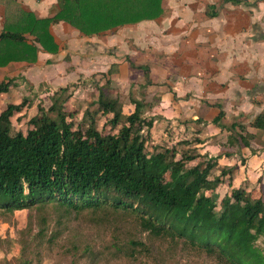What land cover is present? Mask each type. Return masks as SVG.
<instances>
[{
	"label": "trees",
	"instance_id": "trees-1",
	"mask_svg": "<svg viewBox=\"0 0 264 264\" xmlns=\"http://www.w3.org/2000/svg\"><path fill=\"white\" fill-rule=\"evenodd\" d=\"M57 1L59 11L53 18L35 20L21 32L6 29L0 38L23 42L26 31L51 51L47 43L52 50L55 44L48 32L50 23L65 22L92 36L154 20L162 13V0ZM10 85L11 81L1 82L0 95ZM66 89L52 95L47 111L39 107L25 129L13 132L11 126L26 100L7 105L0 113V212L52 206L64 212L123 213L134 216L149 235L181 242L221 264H264L263 250L256 243L259 237L264 244V189L232 187L229 169L212 176L217 161L187 167L197 156L185 152L175 160V152L148 151L153 120L142 116L143 105L134 101L133 112L125 115L119 101L102 87L95 108L85 110L75 124L74 115L64 110ZM98 116L105 119L101 130ZM249 126L264 132V112ZM228 142L249 148L247 136L239 131ZM226 177L229 193L218 196L215 190Z\"/></svg>",
	"mask_w": 264,
	"mask_h": 264
},
{
	"label": "crops",
	"instance_id": "crops-1",
	"mask_svg": "<svg viewBox=\"0 0 264 264\" xmlns=\"http://www.w3.org/2000/svg\"><path fill=\"white\" fill-rule=\"evenodd\" d=\"M161 7L154 20L92 36L65 22L50 23L51 51L26 31L23 42L0 38V83L11 81L8 92L0 95L5 100L0 108L11 101L31 103L34 92L67 88L94 74L106 77L105 85L112 80L128 90L135 72L144 96L133 102L156 104L157 112L151 114L155 119L144 116L153 120L151 131L170 111L188 125L225 128L229 134L223 147H232L228 140L239 127L264 112V0H162ZM58 11L57 0H0V35L6 29L21 32ZM15 96H22L20 103L13 101Z\"/></svg>",
	"mask_w": 264,
	"mask_h": 264
},
{
	"label": "rangeland",
	"instance_id": "rangeland-1",
	"mask_svg": "<svg viewBox=\"0 0 264 264\" xmlns=\"http://www.w3.org/2000/svg\"><path fill=\"white\" fill-rule=\"evenodd\" d=\"M141 68V67H139ZM146 82L148 80L147 67L142 66ZM148 72V71H147ZM143 73V74H144ZM137 76V77H136ZM106 77L96 74L77 79L69 83L63 98L68 100L64 110L74 115L73 122L77 124L83 118L85 110L92 111L98 97V90L113 99H117L125 115L132 113L133 100L139 101L141 87L140 75L134 72L129 81V89L120 88L110 80L106 84ZM54 93L60 90L34 92L31 103H28L21 115L12 118V131L25 129L29 119L35 117L42 107L47 111ZM151 94V93H150ZM14 96V94H13ZM22 96L14 100L20 103ZM5 100L0 98V106ZM143 102V101H142ZM154 101H152L153 103ZM151 103V104H152ZM12 104V101L10 102ZM7 103L0 108V113L7 107ZM142 116H151L156 111L153 106L143 104ZM167 112V118L162 123H154L151 138L147 142V150L175 152L176 158L188 153L197 156L187 164L194 167L209 160L217 161L212 176L220 174L222 169L232 171L233 187L244 188L248 191L264 189V133L242 125L238 130L247 136L250 147L244 150L225 146L228 130L220 131L211 123H190L189 125L174 119ZM155 119V118H154ZM167 120L169 123H167ZM105 119L97 117V127L102 129ZM224 126H228L225 122ZM108 129V128H107ZM106 129V130H107ZM253 152V153H252ZM228 153V155H226ZM227 177L216 188L215 193L222 196L229 193ZM257 245L263 250L262 238L256 239ZM221 264L213 256L189 249L178 242L172 243L166 237H154L144 231L138 220L123 213L113 214L104 211L64 212L52 206L30 211H16L13 213L0 212V264Z\"/></svg>",
	"mask_w": 264,
	"mask_h": 264
}]
</instances>
